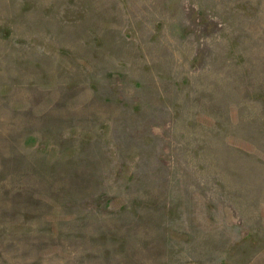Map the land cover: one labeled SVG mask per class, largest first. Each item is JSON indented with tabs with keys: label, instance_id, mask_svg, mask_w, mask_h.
<instances>
[{
	"label": "rangeland",
	"instance_id": "374dc122",
	"mask_svg": "<svg viewBox=\"0 0 264 264\" xmlns=\"http://www.w3.org/2000/svg\"><path fill=\"white\" fill-rule=\"evenodd\" d=\"M0 264H264V0H0Z\"/></svg>",
	"mask_w": 264,
	"mask_h": 264
}]
</instances>
